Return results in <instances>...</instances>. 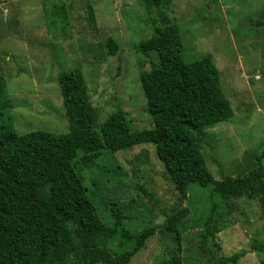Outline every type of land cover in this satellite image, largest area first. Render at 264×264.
<instances>
[{"label":"rangeland","instance_id":"374dc122","mask_svg":"<svg viewBox=\"0 0 264 264\" xmlns=\"http://www.w3.org/2000/svg\"><path fill=\"white\" fill-rule=\"evenodd\" d=\"M89 1L96 29L86 18V0H0V74L11 104L0 127L17 134L67 133L58 75L78 69L98 110L94 130L118 109L126 112L131 130L151 129L140 75L150 70L156 53L146 57L135 46L170 23L179 27L193 79L201 74L198 60L209 54L232 108L228 121L205 128L199 137L210 172L221 180L254 169L264 152V0H171L151 12L141 0ZM60 4L67 9L64 22L53 17ZM107 37L118 44L114 55L107 54ZM261 164L264 169V157ZM163 173L151 143L105 150L79 173L64 163L53 195L88 197L106 224L110 206H116L130 228L153 227L129 264H159L174 255L181 264H223L222 258L240 249L247 253L237 264H260L264 218L258 198L225 200L212 185L190 184L181 201ZM181 206L188 214L176 224L177 243L164 224Z\"/></svg>","mask_w":264,"mask_h":264},{"label":"trees","instance_id":"16d2710c","mask_svg":"<svg viewBox=\"0 0 264 264\" xmlns=\"http://www.w3.org/2000/svg\"><path fill=\"white\" fill-rule=\"evenodd\" d=\"M148 12L171 0H141ZM67 9L55 7L53 17L66 21ZM86 18L93 29V7L86 0ZM107 54L114 55L118 44L106 39ZM136 51L149 56L151 68L140 75L141 88L153 121L151 129L133 131L126 123V112L118 109L94 130L98 110L92 104L86 81L78 69L58 75L68 132L57 135L41 130L17 134L9 126L0 127V264H129L132 257L154 233L153 227L132 229L116 206H110L108 224L98 216L86 196L71 195L56 200L53 181L63 164L70 163L77 173L90 169L107 150L131 148L151 143L163 165L164 177L171 182L180 200L190 184L212 185L223 199H259L264 218V169L257 165L244 175L217 180L210 172L201 151L205 128L226 122L232 116L229 100L223 93L217 68L208 54L198 60L200 76L193 79L192 64L185 61L184 45L175 24L156 28L141 40ZM6 84L0 74V117L11 108L5 98ZM82 180L81 177H78ZM188 214L181 206L167 216L164 229L179 243L176 224ZM118 240L113 248L108 245ZM264 253V247L261 248ZM247 251L240 249L221 259L237 264ZM159 264H181L179 257ZM264 264V256L260 261Z\"/></svg>","mask_w":264,"mask_h":264}]
</instances>
